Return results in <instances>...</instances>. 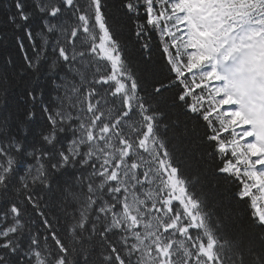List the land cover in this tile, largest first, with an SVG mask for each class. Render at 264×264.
Wrapping results in <instances>:
<instances>
[{
	"label": "snow or ice",
	"instance_id": "1",
	"mask_svg": "<svg viewBox=\"0 0 264 264\" xmlns=\"http://www.w3.org/2000/svg\"><path fill=\"white\" fill-rule=\"evenodd\" d=\"M262 133L264 0H3L0 264H264Z\"/></svg>",
	"mask_w": 264,
	"mask_h": 264
},
{
	"label": "trees",
	"instance_id": "2",
	"mask_svg": "<svg viewBox=\"0 0 264 264\" xmlns=\"http://www.w3.org/2000/svg\"><path fill=\"white\" fill-rule=\"evenodd\" d=\"M0 3H3V0H0ZM161 46L162 43L160 41L159 35L153 32L151 34L150 52L146 53V55H150L151 66L156 70L158 77L166 81L169 78H174V74H170L167 71L168 66L166 64L165 54ZM179 90L180 86H174L170 88L165 95L169 101L174 100ZM169 116L173 119H179L180 128L177 129L178 132H182L185 129L187 130V136L184 137V142L190 148H192L194 152L206 153L208 150V145L204 141L207 129L204 126V122L198 116L188 113L180 104H176L174 108L169 110ZM205 163L208 164L207 178L210 181L207 187L211 189V180L213 179L214 175L213 169L216 167L217 162L215 160L207 161V158L205 157V161L201 162L202 171L204 169ZM218 179V186L216 189H212V191L217 195L218 198L222 199L226 193L234 191V189L226 187L225 181L222 178ZM229 203L234 210H243L245 208L243 203H237L235 200H231Z\"/></svg>",
	"mask_w": 264,
	"mask_h": 264
},
{
	"label": "clouds",
	"instance_id": "3",
	"mask_svg": "<svg viewBox=\"0 0 264 264\" xmlns=\"http://www.w3.org/2000/svg\"><path fill=\"white\" fill-rule=\"evenodd\" d=\"M254 85L251 84V82L248 83V92H249V95H252L253 94V89H254ZM243 105H244V108H243V111L245 112V117L247 118L248 116V96H245L244 99H243ZM264 134V133H262Z\"/></svg>",
	"mask_w": 264,
	"mask_h": 264
},
{
	"label": "rangeland",
	"instance_id": "4",
	"mask_svg": "<svg viewBox=\"0 0 264 264\" xmlns=\"http://www.w3.org/2000/svg\"><path fill=\"white\" fill-rule=\"evenodd\" d=\"M232 107H233V109H234L236 106H235V105H233Z\"/></svg>",
	"mask_w": 264,
	"mask_h": 264
}]
</instances>
